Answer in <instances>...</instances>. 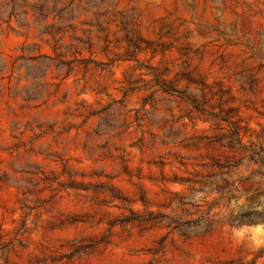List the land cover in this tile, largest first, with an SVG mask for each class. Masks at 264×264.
I'll return each instance as SVG.
<instances>
[{"label": "rangeland", "instance_id": "1", "mask_svg": "<svg viewBox=\"0 0 264 264\" xmlns=\"http://www.w3.org/2000/svg\"><path fill=\"white\" fill-rule=\"evenodd\" d=\"M0 264H264V0H0Z\"/></svg>", "mask_w": 264, "mask_h": 264}, {"label": "trees", "instance_id": "2", "mask_svg": "<svg viewBox=\"0 0 264 264\" xmlns=\"http://www.w3.org/2000/svg\"><path fill=\"white\" fill-rule=\"evenodd\" d=\"M0 63H2V61H0ZM261 157H262V158H261V159H262V161L264 162V156H261Z\"/></svg>", "mask_w": 264, "mask_h": 264}]
</instances>
